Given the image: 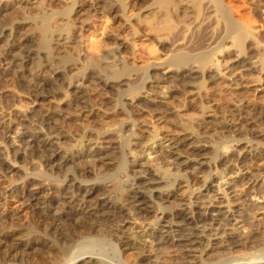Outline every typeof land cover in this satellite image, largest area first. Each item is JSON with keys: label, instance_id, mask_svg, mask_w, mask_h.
I'll return each instance as SVG.
<instances>
[{"label": "bare ground", "instance_id": "6f19581e", "mask_svg": "<svg viewBox=\"0 0 264 264\" xmlns=\"http://www.w3.org/2000/svg\"><path fill=\"white\" fill-rule=\"evenodd\" d=\"M149 1L134 12L120 5L113 43L93 53L72 32L74 2L58 21L38 0H0V76L15 65L26 90L6 91L21 119L0 107V172L21 173L13 191L32 215L22 231L0 215V247L29 253V264H264V196L238 189L264 184L263 159L256 171L246 163L264 158V128L240 143L204 130L219 122L209 103L220 90L264 93V46L240 13L264 19V0ZM218 22L231 46L185 50ZM33 145L41 162L19 166ZM117 153L122 178L109 172ZM105 237L112 248L98 246Z\"/></svg>", "mask_w": 264, "mask_h": 264}, {"label": "rangeland", "instance_id": "374dc122", "mask_svg": "<svg viewBox=\"0 0 264 264\" xmlns=\"http://www.w3.org/2000/svg\"><path fill=\"white\" fill-rule=\"evenodd\" d=\"M38 1L41 2L42 9L44 11H46L47 13H55L58 21H60V18L64 17V15H62L63 14L62 12H64L66 9L69 10L68 7H70L71 4H73V2H74V5H73L74 8L70 13H71L72 18L77 17L78 19L76 18V19H73V21H72L73 22L72 32L74 35L75 34L78 35L82 45L85 48L88 47L90 49V51H92L93 53H99L103 47H106V46L111 45L113 43V41H114L113 37L115 36V34L117 33V30H118V22H119L118 20H119V14H120V9H121L120 5H123L125 7L124 10L126 12H134V11H137L140 7L145 6L146 4H148L150 2L149 0H95L94 3H90L89 0H38ZM234 1H237V0H234ZM77 10H80L82 12V16H78L77 14L74 13V11H77ZM33 11H34L33 9H26L25 14L29 15L31 13L30 16H32L35 14ZM240 13H242V14L244 13L242 16L243 21L245 20V21H247V23L250 22L255 27V29L257 31V35H258L257 41L261 46L262 45L264 46V19L260 18L256 14V12L254 10H252L251 8H249L248 6H244V7L241 6ZM86 17H87L86 20H84L83 22H79L80 19H84ZM17 19H20V17H18ZM220 24L221 23H219V22H218V25L213 23V25H211V27H207V28H209L208 30H206V28L202 29L203 34L200 33V38H199L201 40V41H199L200 45L198 44V42H196V38H193V40H190L189 43L187 44L188 46L186 45L185 50L187 48V51L190 54H192V53L195 54V53H198L199 50H200V53H203L204 51L207 52V51H211L212 49L215 50V49L223 48L225 46H228V47L231 46V45H229L230 42L228 41L229 40L228 38H230V37H229V35L227 36V34H226L227 32L225 31L224 27L221 26ZM25 28H26V26H23L22 30L24 31ZM211 28H212V30H211ZM205 31H207V32H205ZM217 31H218V33H217ZM213 35H214V37H213ZM225 36H227L228 38ZM204 38H206V39H204ZM214 38H215V40H214ZM225 38H227L226 41L224 40ZM5 39L6 38H4V40H0V56H3V53L6 50V46L4 43ZM211 39L213 41H211ZM211 42L212 43L216 42V44L211 45ZM194 43H196L195 44L196 46L194 45ZM207 43H208V45L206 46L205 44H207ZM209 45L211 46V48ZM215 45H217V46H215ZM60 50L61 49L55 50V52H54L55 55H57V53H60ZM158 50H160V49H158ZM230 50H231V52L234 51L232 49H230ZM244 51L247 54V56L250 57L251 59H255V57L257 58L260 56V55H258L260 52H258L256 49H254V47L249 42L245 43ZM162 52H165V50L159 51V53H162ZM9 66H11V67H9ZM9 66H8L9 67L8 71L6 73L7 75L4 74L2 77L0 76L1 77V79H0V107H2V111L5 112V114L8 113L6 116H9V118H12V116H14L12 118V120L13 119L19 120L22 117L16 112L17 111L16 109L21 106V103H18L16 101L15 102L9 101V98L6 95V91L14 90L15 92L17 91L18 93L20 91V93L22 94V91L24 90L23 94H25L26 90H25V88H23V86L20 85V83L17 84V82H16L17 76L15 73L16 70L14 68L15 65L9 64ZM17 81H18V79H17ZM6 100H8V101H6ZM10 105H11V107H10ZM209 107L212 109L213 115L215 116L216 120H219V122L218 123L216 122L214 124H207V126H205L204 130H205V133L207 135H213L214 137H216L217 135L220 136L219 137L220 139L218 138V136L215 138V140H217V141H218V139L220 140L218 142H221V143L222 142L223 143H240L243 140H245L246 137L248 138L249 134H250L249 138H251V139L253 138L251 136V131H250L253 128L254 129H256V128L258 129L259 127L264 128V93H262L258 97L257 95L255 96V94H253V92L248 91L246 89H242L239 86L235 90H233L232 92L231 91L229 92L227 90L222 89L219 92V96L216 97L214 101H211L209 103ZM0 110H1V108H0ZM12 112L14 114H12ZM15 116H16V118H15ZM248 130L250 131V133ZM242 133H245V134L242 135ZM240 137H242V138H240ZM254 139L255 138L252 139L253 142L255 141ZM234 140H235V142H234ZM35 148H36V146L33 145L32 147L25 150L26 156L24 158L20 157L22 154V152H20V154H19L20 156H17L18 158L16 157V159H15L18 162L19 166L20 165L22 166L24 164L23 166L33 167L36 165L37 162H41V160H39L42 158L41 157L42 156L41 150H39L38 147L36 149ZM118 154L119 153H117L116 156L114 154L115 157L113 159V165H112V167L111 166L109 167V172L115 173L119 178H122L123 173L125 172V171L123 172L125 164H123L124 159L122 158V156L120 157L119 156L120 154L119 155ZM19 158H21L22 161L19 160ZM261 160L263 162L264 158L257 159L256 157H251L250 159L247 160L246 163L251 165L255 161L251 167L254 170V168L259 164V162H261ZM160 161H161V159L158 160V162H160ZM165 161L166 160L164 158V160H162L160 162V164H167V162L165 163ZM31 163L32 164L34 163V164L32 165ZM37 165H38V163H37ZM217 166L219 168L218 167H216V168H218L219 171L225 170V168L222 169L224 164L222 165L219 163V164H217ZM253 166H255V167H253ZM226 170H225V172H226ZM254 171H256V170H254ZM229 172L227 173V175L233 174V173H229ZM1 173L2 172H0V212H2V213H0V215L6 214L8 221H9V219H11L10 217H12L13 222L15 223L14 227L18 228L19 230L21 229V231H22L26 226L25 223L29 222V226L32 225V222H31V219H32L31 216L32 215H30L31 214L30 208L28 206L26 207L25 205H21L22 200L13 191L14 187L21 189L22 188L21 186H23V181L19 177L20 175H18L21 173L12 171V172H8L4 176H3V173L2 174ZM10 173H11V175H10ZM110 177L111 176H109V175L106 176L105 180L109 181L111 179ZM12 180H14V182H12ZM15 180H16V182H15ZM188 180L191 181V183H193L192 181H194V179L192 177L189 178ZM259 187H262V189ZM242 188L243 187H241V186L238 187V189L240 191L241 190H245L246 192L248 191L247 193L251 194V195H256L260 189V191L258 192L257 195L259 196L260 194H262L264 196V189H263L264 184H262V186H258L256 188H252V189L251 188L242 189ZM250 190H251V192H250ZM1 192H3V194H1ZM12 193L14 194V196ZM34 206H35V208L38 207L37 204H35ZM15 207L16 208L18 207V210H19L18 216L19 217H16L17 215L12 216V214L14 213L13 208H15ZM33 217H34V215H33ZM29 218H31V219H29ZM245 224H247V223L245 222ZM243 226L241 228H243L244 230L241 229L242 231H240V233L245 235V234H247L246 232H248V230H249V226H248V224L247 225L243 224ZM247 228H248V230H247ZM41 229L43 231L42 226H41ZM41 229H38V230H40L39 235H41V237L39 236V238L41 240H49L51 238L49 233H48V235L45 234L44 232L42 233ZM243 231H244V233H242ZM105 239H102V241H100L102 243L99 242L98 246L101 247L102 249L112 248L114 241L112 239L110 240L107 237H105ZM103 241H104V243H103ZM6 249L8 251H4ZM6 249H5V246L0 247V255L6 254L5 257H4V255H2L4 258V264H10V263H12V264H29V262L31 260L29 253L25 254V252H23L22 249L19 248L17 250L21 253V255H20V253L18 251L13 250V249L11 250V248L8 246H6ZM129 252H132V250H127V252L125 251V254H127ZM8 253H9V255H8ZM27 254L29 256H27ZM19 255L21 258L19 257ZM40 256H41V254H40ZM8 258H9V260H8ZM227 264H231V263H227Z\"/></svg>", "mask_w": 264, "mask_h": 264}]
</instances>
